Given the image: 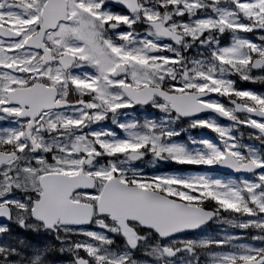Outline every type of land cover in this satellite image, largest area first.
<instances>
[{
	"label": "snow or ice",
	"instance_id": "snow-or-ice-1",
	"mask_svg": "<svg viewBox=\"0 0 264 264\" xmlns=\"http://www.w3.org/2000/svg\"><path fill=\"white\" fill-rule=\"evenodd\" d=\"M0 264H264V0H0Z\"/></svg>",
	"mask_w": 264,
	"mask_h": 264
}]
</instances>
